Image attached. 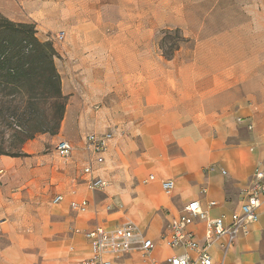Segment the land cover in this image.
<instances>
[{
	"label": "crops",
	"instance_id": "0c3cea01",
	"mask_svg": "<svg viewBox=\"0 0 264 264\" xmlns=\"http://www.w3.org/2000/svg\"><path fill=\"white\" fill-rule=\"evenodd\" d=\"M18 6L37 10L40 19L54 15L50 26L76 25L82 33L79 39L75 28H68L69 41L58 50L66 59L60 72L69 97L58 135L72 145V154L51 170L56 188L63 186L64 200L52 201L56 207L47 210L48 194L34 211L27 206L15 212L24 220L10 225L21 245L35 243L45 252L41 264H82L92 249L74 229L128 222L138 225L156 247L149 255L133 250L112 257V264L162 263L183 252L168 247L161 235L189 201L200 199L214 217L236 209L255 166L264 162V71L261 58L250 52L249 33L212 36L196 46L192 62L178 63L173 57L156 67L153 20L145 36L138 30L111 36L101 32L107 19L117 24L121 0H0L2 11ZM28 18L38 30V20L33 14ZM149 40L152 48L144 56L140 46ZM106 133L112 137L104 152L88 148V135ZM35 142L24 144V153H41L43 144ZM17 163L14 157L0 156V169L12 171ZM21 163L28 174L40 173L38 165ZM211 165L217 170L208 171ZM86 167L92 174L84 172ZM92 176L108 181V187L92 190ZM165 179L175 181L170 194L162 188ZM1 195L0 217L6 204ZM74 200H87V211L73 213ZM211 201L218 206L209 208ZM24 224L33 231L20 235L16 230ZM191 229L203 239L205 223ZM221 242L211 249L214 264H264V221L253 224L227 253ZM20 256L11 250L0 256V264H28Z\"/></svg>",
	"mask_w": 264,
	"mask_h": 264
},
{
	"label": "rangeland",
	"instance_id": "374dc122",
	"mask_svg": "<svg viewBox=\"0 0 264 264\" xmlns=\"http://www.w3.org/2000/svg\"><path fill=\"white\" fill-rule=\"evenodd\" d=\"M36 12L38 11L26 10L21 6L13 10H0V21L9 20L16 25L21 23L34 24L28 18V14H33L40 26L37 30L35 24L36 37L41 42H49L55 52L54 66L60 75L62 93L65 95L60 70H63L62 62L65 64L66 59L59 56L58 50L69 41L68 28L74 27L75 34L78 35L79 39H81L82 33L79 32V27L76 25L73 27L64 25L60 27L61 29H58L59 27L56 25L51 24L50 26L49 23L53 19L55 20V16L50 14L44 20L38 18ZM116 20L117 24L112 25L110 24L112 20L107 19V24L100 27L101 32L111 36L116 33L129 34L138 30L140 35L145 36L152 29L151 22L154 21L156 67L164 66L168 59L173 57L178 63L182 61L187 64L192 62L196 46L206 43V40H210L212 36L233 34L242 36L249 33L251 46H254L250 52L256 53L261 58L260 66L264 71V0H121ZM19 30L20 28L17 27L16 31L9 32L12 34V41L15 43L23 37L22 32H18ZM60 30L66 32V38L63 42L56 40V35ZM167 31L169 33H166ZM176 46H180L177 50L179 52H175L171 58H167L166 53H171ZM151 48L150 40L144 41L140 46V52L146 56ZM48 77L46 75L40 79L39 76H34L26 85L15 86H5L0 81V108L2 106L5 109L8 108L3 115L5 127L0 126V143L4 147H9L12 144V128L19 130L23 124L53 127L57 116L54 98L56 86L53 80ZM68 101L69 97L67 96V104ZM1 119L2 116L0 115ZM58 134L37 133L33 139L27 142H41L43 144L41 153L38 155L25 153V155L14 157L18 161L17 164L13 165L15 169L10 171L4 168L5 174L0 176V192L6 203L3 206L4 215L0 217V256L11 250H16L19 251L21 260H26L28 264H41L44 258L45 252L38 249L35 243L21 245L14 238L10 225L16 222L21 223L24 220L15 215V212L22 211L27 206H30V210L34 211L41 205L39 201L48 194L50 198L47 210H50L52 207H56L52 202L53 198L57 194L62 193L64 195L63 186L56 188L57 180L52 178L51 170V167L59 166L67 161L55 150L57 142L61 139ZM41 154L45 157H42ZM7 156H11V154H7ZM21 161L36 164V167L38 165L40 173L28 174L26 170H23L25 166ZM36 177L37 179L33 181ZM33 220L34 218L31 217V221ZM20 226L16 230L20 235L33 231L31 224Z\"/></svg>",
	"mask_w": 264,
	"mask_h": 264
},
{
	"label": "built area",
	"instance_id": "2783aa9c",
	"mask_svg": "<svg viewBox=\"0 0 264 264\" xmlns=\"http://www.w3.org/2000/svg\"><path fill=\"white\" fill-rule=\"evenodd\" d=\"M66 33L60 31L56 35L58 42H63ZM252 129V125H249ZM112 134H91L87 136V146L95 153L104 152L108 146ZM56 152L64 158L72 154V145L64 139L57 142ZM208 171L217 170L216 165L207 168ZM84 172L92 174L91 167H86ZM222 174L227 171L222 169ZM4 169H0V176L4 175ZM153 179V176H150ZM109 183L105 179L92 176L89 186L94 191H104ZM163 190L170 194L175 187L174 179H165L161 182ZM206 189H203V193ZM64 200L63 195L58 194L54 203ZM231 204L232 201H227ZM88 201H71L70 209L73 213L82 214L88 209ZM218 206L216 201H211L209 208ZM264 221V162L260 161L254 168L247 186L241 191L237 207L229 214L211 216L209 209L203 207L200 199L189 201L183 206L178 217L173 218L161 235L162 241L170 248H182L183 252L167 258L164 262L153 261L152 264H214L211 253L213 246L220 243L224 253H227L236 240L250 233L253 224ZM203 222L205 230L203 239H199L196 231L191 226ZM77 233H83L88 239L92 255L82 264H112V257L123 256L133 250H139L149 255L156 247L153 239L147 237L138 225L128 222L116 227L107 228L97 225L92 229L81 231L74 229Z\"/></svg>",
	"mask_w": 264,
	"mask_h": 264
},
{
	"label": "trees",
	"instance_id": "16d2710c",
	"mask_svg": "<svg viewBox=\"0 0 264 264\" xmlns=\"http://www.w3.org/2000/svg\"><path fill=\"white\" fill-rule=\"evenodd\" d=\"M22 32L23 37L19 42L12 41L10 31ZM35 24H14L9 20L0 21V81L5 86L26 85L34 76L43 79L46 75L53 80L55 88V105L57 116L51 128L43 125H25L20 129H13L12 144L4 147L0 143V156L11 154L12 157L25 155L23 153L24 144L35 137L37 133L50 132L52 135L59 133L62 121L65 116L67 106V96L63 95L61 88V78L54 66L55 52L49 42H41L36 37ZM178 32V30H176ZM166 33H169L168 31ZM180 48L176 46L171 53H166L167 58H171ZM8 108H0V126L5 127L3 117ZM7 148V149H6ZM9 152V153H6Z\"/></svg>",
	"mask_w": 264,
	"mask_h": 264
}]
</instances>
